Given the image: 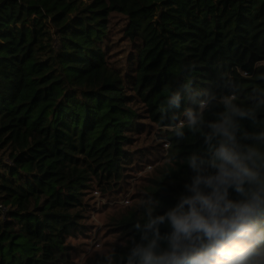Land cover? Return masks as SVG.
I'll return each mask as SVG.
<instances>
[{
    "label": "trees",
    "instance_id": "obj_1",
    "mask_svg": "<svg viewBox=\"0 0 264 264\" xmlns=\"http://www.w3.org/2000/svg\"><path fill=\"white\" fill-rule=\"evenodd\" d=\"M115 18L125 69L110 57ZM225 99L250 113L238 135L264 133V0H0V264L66 263L84 190L117 192L133 137L157 131L164 161L117 221L125 242L94 263L125 264L144 202L174 204L205 148L175 126L188 109L214 120Z\"/></svg>",
    "mask_w": 264,
    "mask_h": 264
},
{
    "label": "clouds",
    "instance_id": "obj_2",
    "mask_svg": "<svg viewBox=\"0 0 264 264\" xmlns=\"http://www.w3.org/2000/svg\"><path fill=\"white\" fill-rule=\"evenodd\" d=\"M184 115L175 135L183 138L187 127L205 148L186 158L190 176L174 204L144 202L125 264H264V170L257 168L264 153L242 143L264 133L238 135L250 113L231 99L214 120L191 109Z\"/></svg>",
    "mask_w": 264,
    "mask_h": 264
},
{
    "label": "rangeland",
    "instance_id": "obj_3",
    "mask_svg": "<svg viewBox=\"0 0 264 264\" xmlns=\"http://www.w3.org/2000/svg\"><path fill=\"white\" fill-rule=\"evenodd\" d=\"M121 27V19L112 20L109 50L112 60L125 69L126 57L133 48L123 38ZM156 132L144 131L133 137L130 151H135L137 159L132 161L131 172L117 192L102 195L95 185L84 190L86 207L80 222L84 229L67 239L69 258L64 264H94L97 256L110 257L113 247L125 242L126 231L119 228L117 221L141 202L142 187L164 161L166 143Z\"/></svg>",
    "mask_w": 264,
    "mask_h": 264
},
{
    "label": "built area",
    "instance_id": "obj_4",
    "mask_svg": "<svg viewBox=\"0 0 264 264\" xmlns=\"http://www.w3.org/2000/svg\"><path fill=\"white\" fill-rule=\"evenodd\" d=\"M5 208L0 204V212L5 213Z\"/></svg>",
    "mask_w": 264,
    "mask_h": 264
}]
</instances>
